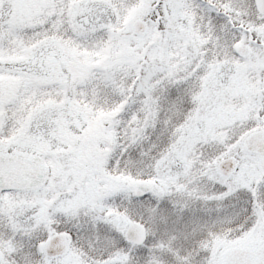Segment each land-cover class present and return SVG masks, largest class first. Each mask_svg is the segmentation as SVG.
<instances>
[{
  "label": "snow or ice",
  "instance_id": "1",
  "mask_svg": "<svg viewBox=\"0 0 264 264\" xmlns=\"http://www.w3.org/2000/svg\"><path fill=\"white\" fill-rule=\"evenodd\" d=\"M0 264H264V0H0Z\"/></svg>",
  "mask_w": 264,
  "mask_h": 264
}]
</instances>
